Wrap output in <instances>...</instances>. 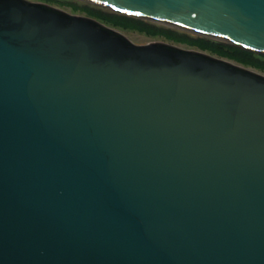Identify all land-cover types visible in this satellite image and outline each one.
Instances as JSON below:
<instances>
[{
	"label": "water",
	"instance_id": "95a60500",
	"mask_svg": "<svg viewBox=\"0 0 264 264\" xmlns=\"http://www.w3.org/2000/svg\"><path fill=\"white\" fill-rule=\"evenodd\" d=\"M84 1L264 54V0ZM0 264H264V75L0 0Z\"/></svg>",
	"mask_w": 264,
	"mask_h": 264
},
{
	"label": "rangeland",
	"instance_id": "374dc122",
	"mask_svg": "<svg viewBox=\"0 0 264 264\" xmlns=\"http://www.w3.org/2000/svg\"><path fill=\"white\" fill-rule=\"evenodd\" d=\"M30 1L45 3L48 5L54 6L56 8L62 9L74 15L92 17L94 19L99 20L102 23H104V21H101L102 18H105V19L109 18L107 20L109 21V23L107 24L104 23V24H106L107 26L113 29H116L122 32L133 43L138 44V45H145V44H149L153 42H166V43L173 44V45L185 48V49L198 50V51L208 53L215 57L228 60L234 64L246 67L248 69H251L253 71H256L264 75V70L260 69V66L256 67L251 64H248L252 62L255 65H260L262 64V61H260L261 59H257V57L254 58L252 57L251 54L243 55V54L237 53L240 51H237L236 49L250 51L261 57H263L264 54L254 52V51H251V50L239 47V46L231 45L221 40L194 34L188 31L174 28L172 26L153 22L150 20H145V19L135 17L132 15H127V14H123L120 12H116L109 8L99 6L96 4H92L84 0H30ZM114 13L136 18L137 20L135 21L137 22V24L131 23L128 19H119V18L116 19ZM120 18H123V17H120ZM114 22L118 23L121 26L113 25ZM144 22H147L145 24L146 26H148L147 28L139 26V24H143ZM167 32H171V34ZM210 44L214 46L216 45L219 52H215L211 49L202 48L200 46V45H205V46L209 45L208 47H210ZM217 44L222 45V46H219ZM213 48L214 47H212V49ZM244 63H247L248 65ZM256 63H260V64H256Z\"/></svg>",
	"mask_w": 264,
	"mask_h": 264
},
{
	"label": "trees",
	"instance_id": "16d2710c",
	"mask_svg": "<svg viewBox=\"0 0 264 264\" xmlns=\"http://www.w3.org/2000/svg\"><path fill=\"white\" fill-rule=\"evenodd\" d=\"M114 15H115V18L116 19H128L131 23H133V24H137V22L135 21V20H137L136 18H132V17H128V16H126V15H122V14H118V13H114ZM120 17H123V18H120ZM109 18H107V19H105V18H102L101 19V21H104V23H109V21H107ZM139 21V20H138ZM147 22H144L143 24H139V26H142V27H145V28H147L148 26H146L145 24H146ZM113 25H115V26H121V25H119L118 23H116V22H114V24ZM153 30V29H152ZM167 33H169V34H171V32H167ZM217 45H219V44H217ZM202 48H206V49H211V50H213V51H215V52H219L218 51V49H217V47H216V45L214 46V45H212V44H210V47H208V46H205V45H200ZM219 46H222V45H219ZM212 47H214L213 49H212ZM237 51H240V52H237V53H240V54H243V55H246V54H251L252 55V57H254V58H256L257 57V59H261L260 61H262V64H260V63H256V64H260V65H255L254 63H248V64H251V65H253V66H260V69H262V70H264V56L263 57H261V56H259V55H256V54H254V53H252V52H250V51H246V50H238V49H236ZM244 64H247V63H244ZM247 64V65H248Z\"/></svg>",
	"mask_w": 264,
	"mask_h": 264
},
{
	"label": "snow or ice",
	"instance_id": "6c2138e0",
	"mask_svg": "<svg viewBox=\"0 0 264 264\" xmlns=\"http://www.w3.org/2000/svg\"><path fill=\"white\" fill-rule=\"evenodd\" d=\"M121 10H123V9H121Z\"/></svg>",
	"mask_w": 264,
	"mask_h": 264
}]
</instances>
